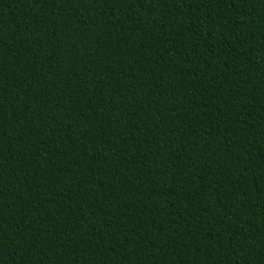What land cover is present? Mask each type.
I'll return each instance as SVG.
<instances>
[{"label":"trees","instance_id":"trees-1","mask_svg":"<svg viewBox=\"0 0 264 264\" xmlns=\"http://www.w3.org/2000/svg\"><path fill=\"white\" fill-rule=\"evenodd\" d=\"M0 264H264V0H0Z\"/></svg>","mask_w":264,"mask_h":264}]
</instances>
